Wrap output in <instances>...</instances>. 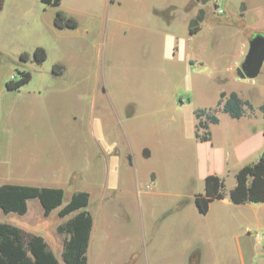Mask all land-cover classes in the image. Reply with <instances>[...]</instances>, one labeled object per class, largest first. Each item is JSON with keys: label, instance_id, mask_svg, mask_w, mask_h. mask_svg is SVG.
<instances>
[{"label": "rangeland", "instance_id": "374dc122", "mask_svg": "<svg viewBox=\"0 0 264 264\" xmlns=\"http://www.w3.org/2000/svg\"><path fill=\"white\" fill-rule=\"evenodd\" d=\"M229 3L219 1L221 13L216 14L227 17ZM252 3L259 8L247 19L207 27L191 41L174 37L183 12L190 8L185 0H62L58 8L40 0L5 1L0 12V176L48 186L78 170L63 187L66 197L78 188L90 193L95 222L92 264L236 262L233 229L216 234L219 255L212 254L207 250L213 241L207 216L198 215L188 200L177 209L171 200L141 198L130 185L131 171L121 157H113L97 183L92 176L97 167L95 140L113 148L112 142L121 140L119 133L126 130L134 146L152 149L150 160L138 162L142 185L153 170L157 189L186 194L196 190L190 174L199 146L192 139L195 131L204 132L199 121L208 130L212 124L205 116L194 119L195 109L218 117L210 130L218 147L248 137L264 140V115L259 111L264 65L256 78L244 80L234 67L242 43L251 34L264 35V0ZM58 10L76 20L78 28L56 29L53 18ZM217 15L208 14L205 23L212 24ZM36 45L47 54L40 64L31 61ZM21 54L29 58L21 61ZM194 57L203 65L189 66ZM54 65H61L63 73H53ZM20 71L31 73L30 82L7 91L5 83L19 79ZM221 92L225 97L217 106ZM230 92L248 101L252 113L245 109L244 117L233 119L223 112ZM232 179L231 174L224 178L226 193ZM104 186L118 189L114 212L106 211L112 203ZM58 210L44 216L38 200L31 199L24 215L0 210V223L38 234L63 264L56 226L68 217H59ZM238 214L234 206L215 202L212 222L217 229L216 219ZM186 227L193 229L197 247L190 248ZM203 250L205 260L200 259Z\"/></svg>", "mask_w": 264, "mask_h": 264}, {"label": "crops", "instance_id": "0c3cea01", "mask_svg": "<svg viewBox=\"0 0 264 264\" xmlns=\"http://www.w3.org/2000/svg\"><path fill=\"white\" fill-rule=\"evenodd\" d=\"M6 0H0V12L3 11L4 5ZM62 1V0H61ZM226 2L227 0H185V2L190 3V8L187 12H183L182 18L180 19V31L179 33H175V38L186 37L191 41L196 37L198 34H202L203 30L208 28H215L220 26V24H229L230 22H241L243 19H247L248 16L255 10L258 9L257 4H253L252 0H237L233 2L229 0V7H231L230 11H226L227 17H222L221 15H217L214 9V5L218 4V2ZM169 2V1H168ZM225 13V12H224ZM153 14L155 15V11L153 10ZM208 14H212L214 17V21L212 24L205 23V19ZM156 16V15H155ZM155 21V18H152ZM161 19L159 16L156 18V22H160ZM78 23V22H77ZM232 24V23H231ZM78 28V27H77ZM76 28V29H77ZM75 29V30H76ZM189 29L194 31L193 34L189 32ZM71 31V30H70ZM256 32V31H255ZM254 32V33H255ZM252 36V34H251ZM251 36L243 42L241 45V53L239 56L238 61L234 65V67H239L240 64L244 61V57L248 50V42L251 39ZM40 45V44H38ZM42 47V46H35ZM45 50V49H44ZM204 61L199 57L190 58L188 61L189 66H202ZM264 65V63H263ZM261 65V68L262 66ZM231 64H228L226 68L229 70L231 69ZM260 68V70H261ZM235 69V70H236ZM237 76V73H236ZM238 77V76H237ZM102 92H105L102 89ZM224 93V92H223ZM194 116V114H193ZM218 118V117H217ZM194 119L195 116H194ZM219 122V119H218ZM196 120L194 121V130H195ZM218 124V123H217ZM212 124L211 128L214 125ZM123 128V127H122ZM121 128V129H122ZM193 130V132H194ZM210 133V140L206 142H200L193 137L192 140H196L199 146V152L195 155L196 158V168L192 172L191 177L195 179L196 183L198 184V188L193 190L192 192L186 194L181 192H173V191H166L157 189L156 185V175L155 171L151 170L147 176L143 179L145 182L144 185L141 184L140 178L138 176V162L144 159H151L152 157V149L149 146H140L136 147L130 143V135L127 131H121L119 136L121 140L115 139L112 142L113 148L109 147L108 145L102 146L101 143L97 140L96 141V150H95V161L93 163L96 164V168L94 169V179L93 182H98L99 174H101L107 166L111 164L113 157H121L124 166L127 167L131 172L130 174V185L135 187L138 193L141 195V198L149 197L151 199H167L173 201L177 209H181L185 202L188 200L192 202L195 211L197 212L195 205L193 203V196L197 194H202L204 192V179L208 175H217L220 179L223 180L227 175L233 177L232 185L229 191L235 186V179L234 175L238 172V170L242 169L244 166L254 163L259 158L262 151H264V140H258L255 137H248L243 141L238 142L237 144L230 143L225 147H218L213 141L211 132ZM112 134V133H111ZM113 139V138H112ZM104 145V144H103ZM119 148L121 150H119ZM112 150V151H111ZM121 152V154L119 153ZM78 170L72 171L70 175H68L67 179L64 181L63 179L49 181L48 186H55V187H62L64 189V185H68L71 178H74ZM30 181V182H27ZM9 182H16L18 184H33V180H27L26 178L17 179V178H8V176H0V185ZM38 185V184H34ZM141 187V189H140ZM105 188V186H104ZM103 187L100 189L102 192ZM84 190L83 188H78L75 191ZM107 192V195L110 196L108 202L112 203L110 207L106 209V211L114 212V203L115 197L118 196V189L112 188L111 190H107L105 188L104 192ZM228 191V193H229ZM88 192V191H85ZM89 193V192H88ZM228 193H226V197L220 201H213L209 206V211L206 215H201L197 212L198 215L206 217L208 220V229L213 237V241L207 243L206 248L208 251H211L212 254H218V247H217V239L216 234L223 232L226 233L228 230L233 229L234 234V258L236 260L235 263L231 264H264V247L260 244V241L257 240V237L264 238V204L261 203H243V204H233L228 200ZM90 194V193H89ZM88 194V195H89ZM215 202H221L227 206H234V209L239 211L238 215L235 216H221L216 219L217 229L213 224V206ZM91 205V196L89 195V208L88 210L92 214L93 212L90 209ZM116 212V211H115ZM51 214V213H50ZM105 214V213H103ZM95 222L93 219V229H92V236L94 233ZM185 232L187 236H189L190 240V248L197 247V243L194 242L195 235L193 229H189L188 227L185 228ZM90 238V240H91ZM192 238V239H191ZM202 247V246H201ZM219 255V254H218ZM206 252L203 250L201 252V257L204 260L206 259ZM94 259V255H90V241H89V248H88V264H92ZM220 264H228L222 262Z\"/></svg>", "mask_w": 264, "mask_h": 264}, {"label": "trees", "instance_id": "16d2710c", "mask_svg": "<svg viewBox=\"0 0 264 264\" xmlns=\"http://www.w3.org/2000/svg\"><path fill=\"white\" fill-rule=\"evenodd\" d=\"M46 6H60L61 0H40ZM56 29L75 30L78 23L58 10L53 18ZM191 34L194 33L189 29ZM29 56L21 54V61ZM47 59L43 47H36L32 53L31 61L40 64ZM52 72L62 74L63 67L54 65ZM17 80L5 83L7 91H17L30 82L32 76L29 71H20ZM217 106H220L225 94L221 92ZM245 109L249 114L253 106L248 101H242L235 92H230L224 103L223 112L233 119L244 117ZM259 111L264 115V102ZM195 118L207 117L208 124H217L215 115H208L205 109H195ZM199 128L203 134L195 131L194 136L200 142L210 140V133L205 124L199 121ZM264 137V129L262 131ZM235 186L228 193V200L233 204L261 203L264 204V151L257 161L244 166L234 175ZM89 193L84 190L69 193L62 187L41 186L34 184H18L9 182L0 185V210L5 213H17L19 216L27 213L28 202L37 199L44 216L59 208L58 216L68 217L63 223L56 226V232L62 236L61 261L63 264H88L89 241L92 236L93 218L88 210ZM225 184L217 175H208L204 179V192L193 196V203L197 212L206 215L210 204L226 197ZM0 264H60L47 243L38 234H26L16 225L0 223Z\"/></svg>", "mask_w": 264, "mask_h": 264}, {"label": "water", "instance_id": "95a60500", "mask_svg": "<svg viewBox=\"0 0 264 264\" xmlns=\"http://www.w3.org/2000/svg\"><path fill=\"white\" fill-rule=\"evenodd\" d=\"M264 63V35L256 34L248 42L244 61L236 69L237 75L244 79H254Z\"/></svg>", "mask_w": 264, "mask_h": 264}, {"label": "built area", "instance_id": "2783aa9c", "mask_svg": "<svg viewBox=\"0 0 264 264\" xmlns=\"http://www.w3.org/2000/svg\"><path fill=\"white\" fill-rule=\"evenodd\" d=\"M214 8L215 10L218 12V13H221V8L219 7L218 4H215L214 5ZM257 240L260 241V244L264 247V238L260 237V235L257 237Z\"/></svg>", "mask_w": 264, "mask_h": 264}]
</instances>
